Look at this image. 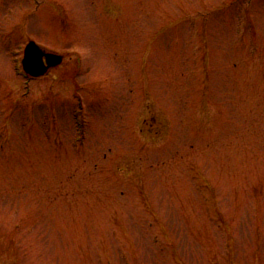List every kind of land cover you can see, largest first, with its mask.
<instances>
[{
    "label": "rangeland",
    "instance_id": "rangeland-1",
    "mask_svg": "<svg viewBox=\"0 0 264 264\" xmlns=\"http://www.w3.org/2000/svg\"><path fill=\"white\" fill-rule=\"evenodd\" d=\"M0 264H264V0H0Z\"/></svg>",
    "mask_w": 264,
    "mask_h": 264
},
{
    "label": "water",
    "instance_id": "water-1",
    "mask_svg": "<svg viewBox=\"0 0 264 264\" xmlns=\"http://www.w3.org/2000/svg\"><path fill=\"white\" fill-rule=\"evenodd\" d=\"M62 60V54L46 51L34 40H30L24 48L22 64L24 70L29 74L41 76L45 74L49 68L60 64Z\"/></svg>",
    "mask_w": 264,
    "mask_h": 264
}]
</instances>
